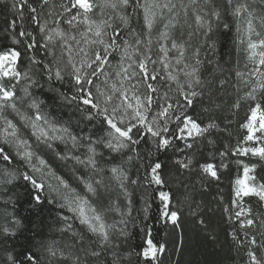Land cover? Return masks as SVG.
Returning a JSON list of instances; mask_svg holds the SVG:
<instances>
[{
    "label": "snow or ice",
    "instance_id": "6c2138e0",
    "mask_svg": "<svg viewBox=\"0 0 264 264\" xmlns=\"http://www.w3.org/2000/svg\"><path fill=\"white\" fill-rule=\"evenodd\" d=\"M2 10L3 264H162L168 244L144 223L155 199L157 222L180 229L186 207L213 241V217L226 213L246 264H264V181L254 175L257 164L233 160L257 157L264 165V0H11ZM228 19L236 22V43L245 45L252 65L246 72L233 69L243 93L233 85L229 110L244 103L249 116L240 125L243 138L220 150L222 134L231 135V121L221 127L228 61L208 52H217L212 35L231 29ZM45 89L73 116L46 111L37 95ZM29 137L73 163L72 183ZM233 163L243 166V176L232 183L228 203L218 188L206 198ZM193 176L200 178L199 189ZM45 209H58L62 222L50 226L49 235L40 221ZM33 213L36 219L26 223ZM137 221L144 236L133 246L130 229ZM53 231L67 239L51 238ZM176 244L182 241L173 251Z\"/></svg>",
    "mask_w": 264,
    "mask_h": 264
},
{
    "label": "trees",
    "instance_id": "16d2710c",
    "mask_svg": "<svg viewBox=\"0 0 264 264\" xmlns=\"http://www.w3.org/2000/svg\"><path fill=\"white\" fill-rule=\"evenodd\" d=\"M7 3L10 7L11 0H0V21L3 20V17L7 15L6 12L2 10V5ZM9 18H11L9 16ZM228 23L232 26L229 31H225L222 28L217 30L213 35L212 39L217 42V52L213 54L211 51L208 52L209 58L220 59L221 62L228 61L225 64V68L228 70L224 73L225 77L229 78L228 86L223 90L222 102L224 103V108L222 109L221 115L225 117L224 124H221L223 128L228 121H231V124L228 126V131L231 135L222 134V143L216 145L217 148L223 150L224 144H236L238 139H242L246 134V131L240 127L241 124L245 123L246 118L249 116L248 105L242 103L240 108L234 111H230L229 107L232 104L236 91L233 85H239L243 93V85L237 81L234 76L233 69L238 68L240 71H247L245 65H248L250 68L251 62L247 59V53L245 51L244 44H237V32L236 27L232 19H228ZM241 30L243 31L244 22L243 20L239 21ZM42 100H45L48 104L46 111H51L53 116H60L63 119H67L69 116H73V110L68 108H59L55 106L54 101L50 98L51 94L45 89L44 93H37ZM78 117H73V121ZM30 141L33 143L34 149L42 156L51 167L56 170L59 175L68 179L72 183V169L73 163L71 161H61L56 157L50 150L41 147H36L35 139L29 137ZM239 159L243 161L244 164H257L256 171L254 175L258 181H264V165L259 162L257 157H235L233 160ZM243 176V166L233 163L230 167L224 171L221 176L219 184L213 183L211 187L206 192V198L211 199L217 195V188L219 189L220 194L224 196V202L228 203L231 194L232 183L237 177ZM200 178L193 176L191 183L196 189H199ZM73 187H76L73 184ZM155 196V193H153ZM197 199H200V196L197 195ZM246 204H251L254 209L258 207V202L255 198H246ZM160 201L155 199L152 204V208L149 211L150 219L145 221L149 227L152 229V234L157 239H160L162 242L168 244V253L165 256L161 257L162 264H246L247 255L246 249L244 247H237L233 242L232 231L235 227L232 220L228 218L226 213L218 211L215 213L212 221V228L214 231V241L213 238L206 237L205 233L194 223L191 218L187 215V208H183L185 213L183 217V224L180 229H174L170 225L164 227L161 223L157 222L155 217L158 215V207ZM137 206H139V199H137ZM21 213H23V208H21ZM58 209H45L41 211L40 221L43 225V231L45 235H49V227L58 228L61 226L62 222L58 220L57 212ZM64 215H71L67 209L63 210ZM135 215V213H134ZM36 219V214L33 213L29 221ZM138 226L131 228L132 238L131 245L136 246L143 242L144 233L140 230L143 227V224H140L137 221ZM74 227L79 228L78 222H74ZM51 238L61 240L67 239V237H61L58 233L52 232L50 234ZM242 238V233H241ZM182 241L181 244H176V250L173 251V244L177 241ZM137 250H139L137 248ZM0 264H3V261L0 260Z\"/></svg>",
    "mask_w": 264,
    "mask_h": 264
}]
</instances>
